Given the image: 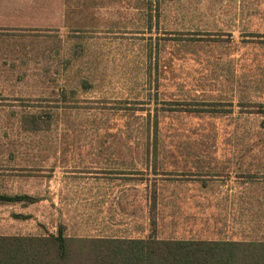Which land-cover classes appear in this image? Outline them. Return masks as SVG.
Listing matches in <instances>:
<instances>
[{"label":"rangeland","instance_id":"obj_1","mask_svg":"<svg viewBox=\"0 0 264 264\" xmlns=\"http://www.w3.org/2000/svg\"><path fill=\"white\" fill-rule=\"evenodd\" d=\"M262 105L264 0H0V234L264 239Z\"/></svg>","mask_w":264,"mask_h":264},{"label":"trees","instance_id":"obj_2","mask_svg":"<svg viewBox=\"0 0 264 264\" xmlns=\"http://www.w3.org/2000/svg\"><path fill=\"white\" fill-rule=\"evenodd\" d=\"M117 103L118 110L126 106L124 100ZM30 122V129L39 128L36 117ZM260 122L264 127V118ZM37 199L0 193V203ZM0 264H264V241L159 237L155 230L145 237H75L59 223L47 235L0 234Z\"/></svg>","mask_w":264,"mask_h":264},{"label":"crops","instance_id":"obj_3","mask_svg":"<svg viewBox=\"0 0 264 264\" xmlns=\"http://www.w3.org/2000/svg\"><path fill=\"white\" fill-rule=\"evenodd\" d=\"M248 181V180H247ZM252 181H254L252 179ZM251 183H254V182H251ZM206 182L204 181V183L202 185H205ZM206 186V185H205ZM3 193H6V192H3ZM239 193H244L243 191H240ZM6 194H28V195H31V196H34V197H37L38 199L33 201V202H30V203H24V202H9V203H3V204H10V203H17V204H31V203H35L37 201H41L44 199V197L40 196V195H33V194H29V193H6ZM235 204V203H243L245 202V198L243 199V197H240L239 199H236V198H233L232 200ZM261 205V204H260ZM25 206V205H24ZM264 208V205H261V209ZM256 214H259V216H256L252 219L254 220H257L258 221V227L262 225V227H264V217H263V213H261V211L259 210V207H256L254 208ZM264 211V210H263ZM244 212L246 213L247 212V209H244L242 206H240V208L238 209V211H234L232 212V217L230 219V225L229 228L231 229H235L237 228L239 225L241 226V230L240 231H235L234 234L233 232L230 233V236L228 237V235L226 237H214V235H212L213 237H211L210 235L211 234H217L216 232V229L214 230H210V231H207L206 233H204V231H201V229H198L196 228V225H195V218H194V212L192 211H184V215H183V221H184V225L182 224L181 225V221L179 222V218H180V214L178 212L177 214V232H173L172 230H174V228L172 229V227H168L169 228V232H172L170 233L168 236L166 237H175V238H195V239H215V240H233V241H251V240H256V241H264L263 238H251V239H247V238H244V237H237L239 235V233H242L243 235L246 234L247 231H245V233H243L244 231V227L246 226V223L247 221H249L246 217V215L244 214ZM28 215H26L25 213H16L15 217L17 218H23V219H26ZM235 216V218H234ZM207 218V217H206ZM145 223L144 225L140 226V228L137 226V228L133 229L132 230V233L135 234L134 237H145L149 234L150 232V229H151V226L149 225L148 221H149V218L145 216ZM206 222V220H204V223ZM61 223L63 224L62 222L58 221L56 223V229H57V226L58 224ZM209 223V222H208ZM64 225V224H63ZM209 225V224H208ZM206 226V230H209V226ZM227 225V224H226ZM243 228V230H242ZM55 231H50V232H44V233H38V234H1V235H21V236H35V235H47L48 233H55ZM204 234L205 236H203L202 234ZM209 234V235H208ZM69 235V234H67ZM118 234H115V231H112L110 233H107L106 235L104 234H99L95 237H117ZM202 235V236H201Z\"/></svg>","mask_w":264,"mask_h":264}]
</instances>
